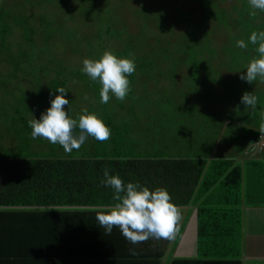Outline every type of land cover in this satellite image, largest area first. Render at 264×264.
Masks as SVG:
<instances>
[{
	"label": "trees",
	"instance_id": "trees-1",
	"mask_svg": "<svg viewBox=\"0 0 264 264\" xmlns=\"http://www.w3.org/2000/svg\"><path fill=\"white\" fill-rule=\"evenodd\" d=\"M250 10L247 0L0 1V264H206L172 256L178 235L166 254L177 220L170 237H150L133 244L116 226L105 234L96 214L112 203V189L102 184L105 169L124 183L166 189L175 206L188 204L196 187L205 193L223 176L225 188H237L239 166L218 158L216 152L208 163L220 141L203 144L188 157L139 156L131 149L124 122L115 127L100 119L110 129L107 140L89 143V139L79 154L59 157L55 149L63 148L39 136L32 139L28 121L32 116L39 119L58 94L57 87L66 90L69 103L62 107L72 117L68 110L77 100L74 91L79 88L74 83L81 81L84 97L88 83L95 82L82 74V60L98 59L105 50L134 61L140 53L137 61L154 55L161 58L165 53L174 59L179 54L183 60V53L192 50V58L207 55L212 64L223 52L232 57V66L225 68L241 90L224 94L218 102L240 108L244 105L241 95L251 92L259 104L264 100V81L239 79L258 55L256 45L248 43L249 34L264 30V11L255 10L256 15L249 16ZM123 25L135 34L125 35L127 29L122 33ZM84 29L93 31V36ZM218 37L229 44L218 43ZM238 39L245 41L244 49L235 46ZM217 48L221 50L214 52ZM144 51L150 52L148 57ZM73 56L81 60L69 62ZM187 62L192 65L190 72L197 71L195 62L185 59ZM200 64L203 73L212 65ZM70 74L75 75L73 84ZM214 75H208L207 85L214 84ZM253 118L260 122H231L241 128L233 147L245 149L259 141L264 121L258 113ZM261 151L264 153V147ZM221 209V217L236 218L240 212L232 204ZM198 214L210 217L211 208L201 206Z\"/></svg>",
	"mask_w": 264,
	"mask_h": 264
},
{
	"label": "rangeland",
	"instance_id": "rangeland-1",
	"mask_svg": "<svg viewBox=\"0 0 264 264\" xmlns=\"http://www.w3.org/2000/svg\"><path fill=\"white\" fill-rule=\"evenodd\" d=\"M129 6L133 7V3ZM127 17L128 15L125 16V20ZM130 21L134 23V18H130ZM121 27L122 33H125L124 30L128 27L125 25ZM77 30L82 31L80 27H77ZM127 31L129 33L125 35L135 34L128 29ZM83 32L91 36L94 33L88 29H84ZM62 34L64 35L65 32ZM219 38L218 43L229 44V41ZM149 44L154 49L153 42L150 41ZM215 45L220 44L215 43ZM213 50L218 52L221 49ZM95 52L99 51L95 50ZM147 52L143 53L148 57L150 52ZM192 52L191 50L189 54L183 53V55L186 61L189 59L195 62L197 71L193 72H190L191 62L185 64V59L181 60L179 54L175 59L165 53L161 58L154 55L149 59L144 58L137 61L141 56L140 53L135 61L132 59L137 64H135L134 72L128 76L130 89L128 94L123 100H117L110 93L108 102L104 104L100 103L98 82H87L88 92L83 97L81 96L83 89L80 91L81 81L74 83L75 75L70 74L68 76L70 84H78L79 88L74 91L77 100L68 111H71L74 118L84 111L95 113L99 119L109 120V123L115 127L121 126V122H124L129 130L128 142L134 155L164 158L188 157L203 144L214 140H217L216 143L220 141V152L229 151L230 146H235L237 140L240 139L237 137L236 140L235 136L236 132L241 129L231 126V122H240L241 119L248 120L249 124L260 122L259 119H252L254 113H258L263 122L264 100H260L261 103H256L254 107L240 105V108L230 107L229 103L224 105L218 102L219 99H223L224 94L229 95V93L241 90L234 84L235 77L230 76L232 74L225 68V65L228 68L232 66L230 62L232 57H226L223 52H220L212 64V60H209L207 55L204 58H192ZM134 54L135 52L129 57ZM80 60L73 56L69 62L76 64ZM201 62L204 66L212 65L203 73L199 68L202 65ZM212 72L215 73V82L207 85L208 75ZM240 132L246 133L245 130H240ZM89 139V143L94 140L92 137H87L85 142ZM85 142L79 149H74L69 153L55 147V154L59 157L77 155L88 146V144L84 145Z\"/></svg>",
	"mask_w": 264,
	"mask_h": 264
},
{
	"label": "clouds",
	"instance_id": "clouds-1",
	"mask_svg": "<svg viewBox=\"0 0 264 264\" xmlns=\"http://www.w3.org/2000/svg\"><path fill=\"white\" fill-rule=\"evenodd\" d=\"M249 16L256 15L255 10L264 11V0H247ZM248 43L256 45L257 57L251 59L239 79L251 83L259 78L264 81V30L252 31L248 36ZM235 46L246 47L245 41L238 39ZM135 70V62L127 57H117L109 51H104L98 59H83L81 72L92 81L99 83L100 103H107L109 94L117 100H123L129 92L128 76ZM58 93L50 99L47 107L36 119L28 121L31 129L30 136H38L49 143L58 144L65 153H69L85 142L87 137L98 141L109 138L110 129L95 113L84 111L73 119L67 114L69 100L63 87H57ZM51 95V93H50ZM240 101L244 105L255 106L256 97L251 92L241 95ZM264 129V124H261ZM102 184L112 189V203L98 211L96 220L104 229L105 234L111 233L114 226L119 228L120 234L129 242L135 244L150 237H170L178 210L171 202L167 190L161 187L149 190L139 184L124 183L117 175H109V170L103 171ZM130 253L135 252L130 249Z\"/></svg>",
	"mask_w": 264,
	"mask_h": 264
},
{
	"label": "crops",
	"instance_id": "crops-1",
	"mask_svg": "<svg viewBox=\"0 0 264 264\" xmlns=\"http://www.w3.org/2000/svg\"><path fill=\"white\" fill-rule=\"evenodd\" d=\"M262 139L264 132L253 145L240 149L231 144L230 150L224 152H220L219 147L217 149L218 144L215 145L208 163L215 152L220 159L232 160L233 164L240 168L239 172L235 173L240 184L237 188L232 186L230 189L225 188L221 184V181L225 180L223 176L219 183L205 193H201L200 188L196 187L192 200L186 205L179 206L181 209L176 219V231L172 234V241L166 254L170 252L178 235L172 256L199 259L206 264H264ZM230 204L240 208L239 215L236 218L221 217L223 213L221 207ZM201 206L210 207L212 215L199 216Z\"/></svg>",
	"mask_w": 264,
	"mask_h": 264
},
{
	"label": "water",
	"instance_id": "water-1",
	"mask_svg": "<svg viewBox=\"0 0 264 264\" xmlns=\"http://www.w3.org/2000/svg\"><path fill=\"white\" fill-rule=\"evenodd\" d=\"M1 1V0H0ZM89 208H92V207H89ZM176 208H177V210H180L181 209V207H179V206H176Z\"/></svg>",
	"mask_w": 264,
	"mask_h": 264
},
{
	"label": "built area",
	"instance_id": "built-area-1",
	"mask_svg": "<svg viewBox=\"0 0 264 264\" xmlns=\"http://www.w3.org/2000/svg\"><path fill=\"white\" fill-rule=\"evenodd\" d=\"M262 144L264 145V139L261 140V145H262Z\"/></svg>",
	"mask_w": 264,
	"mask_h": 264
}]
</instances>
